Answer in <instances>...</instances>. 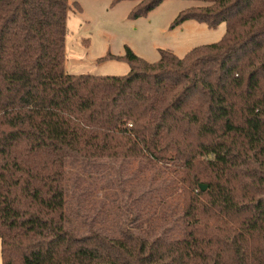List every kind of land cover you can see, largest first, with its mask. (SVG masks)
<instances>
[{
    "label": "trees",
    "instance_id": "trees-1",
    "mask_svg": "<svg viewBox=\"0 0 264 264\" xmlns=\"http://www.w3.org/2000/svg\"><path fill=\"white\" fill-rule=\"evenodd\" d=\"M196 1L171 27L221 40L113 76L66 71L69 0H0L2 264H264V0ZM104 157L180 168L181 236L75 234L68 161Z\"/></svg>",
    "mask_w": 264,
    "mask_h": 264
},
{
    "label": "rangeland",
    "instance_id": "rangeland-1",
    "mask_svg": "<svg viewBox=\"0 0 264 264\" xmlns=\"http://www.w3.org/2000/svg\"><path fill=\"white\" fill-rule=\"evenodd\" d=\"M69 2L65 68L71 74L126 75L130 71L124 57L127 47L142 59L156 62L160 49L183 57L194 47L218 42L227 29L225 21L211 27L195 19L172 28L182 10L201 4L196 0H164L139 18L130 16L138 0L115 5L111 0ZM181 175L171 163L148 165L122 157L70 159L68 225L77 235L92 230L114 235L123 229L155 235L167 227L172 237H179L184 207Z\"/></svg>",
    "mask_w": 264,
    "mask_h": 264
},
{
    "label": "water",
    "instance_id": "water-1",
    "mask_svg": "<svg viewBox=\"0 0 264 264\" xmlns=\"http://www.w3.org/2000/svg\"><path fill=\"white\" fill-rule=\"evenodd\" d=\"M202 190H206L207 186L205 184H201Z\"/></svg>",
    "mask_w": 264,
    "mask_h": 264
}]
</instances>
